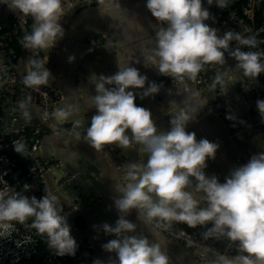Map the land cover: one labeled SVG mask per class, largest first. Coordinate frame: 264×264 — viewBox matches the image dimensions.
Returning <instances> with one entry per match:
<instances>
[{
  "label": "clouds",
  "instance_id": "clouds-1",
  "mask_svg": "<svg viewBox=\"0 0 264 264\" xmlns=\"http://www.w3.org/2000/svg\"><path fill=\"white\" fill-rule=\"evenodd\" d=\"M214 2L221 9L229 6V0H207L208 5ZM0 3L33 19L31 31H26L20 40L30 52L53 48L63 38L62 0ZM146 8L161 26L154 34L155 47L145 60L160 74L180 81L194 80L205 65L224 64L226 52L235 59V67L243 76L256 79L264 73V54L230 49L233 40L255 48V37H243L231 30L218 35L217 28L206 23L211 17L202 0H147ZM74 59L68 57L69 62ZM47 62V57L28 59L22 77L26 87L38 89L49 83L52 74L45 67ZM223 75L226 74H218L216 80L222 81ZM90 77L95 88L91 106L96 113L86 128L85 142L97 151L107 144L121 149L137 148L147 157L146 162L129 163L123 177L125 183L114 186L120 193L112 198L119 215L114 225L105 222L101 226L106 235L115 237L102 245L106 252L115 254L107 264H170L161 244L138 233L137 225L127 219L133 209L143 212L145 222L156 221L165 228L173 221L190 228L204 226V239H227L236 244V255L215 253L207 264H264V152L253 155L220 182L216 175L205 172L207 160L215 159L219 144L206 138L197 140L195 132L186 130L195 117L182 109L171 117L169 129L158 131L152 112L135 103L133 89H142L140 95L144 98L159 93L160 85L152 81L145 87L147 76L130 64H118V71L112 75ZM18 107L25 119H31L24 100L18 102ZM256 107L264 118V99H258ZM78 113L77 105L67 104L55 109L51 116L64 123ZM226 118L235 119L231 114ZM73 124L79 127L82 121L76 119ZM76 138H80L79 133ZM13 145L17 153L24 155L22 142L13 141ZM30 188L25 183L23 192L0 193V226L6 232L11 222L24 224L31 218L30 227L46 237L54 254L74 256L77 241L57 198L48 194L29 197L24 193ZM209 224L211 227H207ZM93 264L105 262L96 259Z\"/></svg>",
  "mask_w": 264,
  "mask_h": 264
},
{
  "label": "crops",
  "instance_id": "crops-1",
  "mask_svg": "<svg viewBox=\"0 0 264 264\" xmlns=\"http://www.w3.org/2000/svg\"><path fill=\"white\" fill-rule=\"evenodd\" d=\"M83 1L88 3L74 12V23L64 42L61 58L49 69L52 77L47 84L65 96L58 108L74 104L79 107V113L64 123H58L52 117L45 124L52 132L43 133L38 153L47 160H63L62 166L47 174L49 188L57 192L54 195L58 207L77 205L78 210L67 222L71 226V235L83 245L86 260L93 264L94 260L100 259L107 264L109 257L114 258L115 254L106 252L102 245L115 237L106 235L101 226L105 222L114 225L119 215L112 199L118 195L114 187L119 183L115 166L118 164L126 169L129 163L146 162L147 157L141 155L137 148H120L108 159L107 176L104 168L94 164L89 152L74 148L73 144L64 140V137L68 136L55 130L60 125L74 126V120L80 119L82 124L77 128L86 132L91 116L96 113L90 99L95 95L94 85L89 81L91 75H112L118 71V64H130L137 67L142 75L147 76L145 87L148 82H157L164 78V75L145 60V56L150 54V49L155 47L154 34L161 25L146 8L147 0H62L63 13ZM202 3L210 12L211 18L206 21L210 24L218 15L216 4L214 2L208 5L207 0H202ZM32 24L33 19L30 16L23 17L19 11L14 12L5 4L0 8V26L7 32L9 45L19 54L18 69L22 75L26 73L30 57L39 55L41 59L48 58L51 50L49 48L33 53L21 46L20 40L26 31H31ZM69 56H74V61L69 62ZM137 60L140 62L136 63ZM235 65L236 63L228 65L225 69L226 88L232 97V115L235 117L228 129L208 112L212 96L197 95L189 82L169 89L160 88L159 93L144 98L140 95L142 89H133L136 93L135 103L152 112L158 131L169 129L171 117L182 109L195 117L188 123L186 130L195 132L197 140L206 138L219 144L215 159L207 160L205 172L209 176L216 175L220 182H224L231 170L247 163L253 155L264 152V118H261L256 107L258 99L234 98L238 79L242 75V71ZM34 116L37 118L36 113ZM70 173L75 174L74 179L58 186ZM196 195L199 197L201 194ZM127 219L137 226L143 224L149 233L156 236L163 250L174 259L173 261L169 257L170 264L195 263L196 251L151 231L133 210ZM173 222L187 227L185 223ZM207 227H211V224ZM213 258L214 256H210L205 264Z\"/></svg>",
  "mask_w": 264,
  "mask_h": 264
},
{
  "label": "built area",
  "instance_id": "built-area-1",
  "mask_svg": "<svg viewBox=\"0 0 264 264\" xmlns=\"http://www.w3.org/2000/svg\"><path fill=\"white\" fill-rule=\"evenodd\" d=\"M2 5L0 3V8ZM217 13L218 15L212 19L209 25L217 28L218 35H223L225 31L231 30L243 37L254 36L257 42L255 48H249L233 40L230 43V49L240 48L242 51H254L264 54V0H229V6L223 9L217 7ZM32 58L41 59L39 55H33ZM18 61L19 54L6 43V32L0 26V193H9L13 190L23 192V185L27 183L31 188L24 194L29 197L34 195L41 198L45 194L54 195L53 190L49 188L46 176L53 173L55 168L63 165L61 159L47 160L39 155L38 151L42 143L41 133L43 126L52 118L51 113L61 105L65 96L62 92L48 85L40 86L38 89L26 87L23 84V75L18 69ZM262 62H264V59H262ZM234 63L237 62L226 52L224 64L205 65L194 80L185 78L180 81L164 76L156 83L162 89H169L184 82H189L193 85L197 95H212L213 101L208 107V112L217 117L223 127L228 129L231 120L227 119L226 116L233 113L232 97L227 92L226 75H223L222 81H217L216 77L218 74H226V67ZM234 98L239 100L264 98V73H261L256 79L245 77L242 73L237 82V91ZM21 100L27 103V110L31 114V119H25L21 115L18 107V102ZM36 112L37 118L34 120ZM56 128L55 131L68 137L76 138V134L79 133V139L85 142V131L82 128L72 125H60ZM13 141H19L25 145L24 155L14 150ZM118 149L120 148L113 144H107L102 146L99 152L102 156L110 159L109 157ZM115 168L118 173V182L123 185L126 169L121 168L118 164ZM74 177L75 174H68L59 182L58 186L69 183ZM60 208L62 214L66 215L67 218L77 210L75 204ZM136 215L151 231L162 234L173 243L196 251L197 258L195 262L198 264L206 262L215 253L227 256L237 254L236 244L229 242L227 239H204L202 232L206 228H190L174 222L165 228L158 225L156 221L145 222L142 211L138 212L136 210ZM30 224L31 218L24 224L15 223L8 228L6 233L3 231L4 235L10 233V237L19 236L23 233L24 236L22 235L21 242L27 244V251L15 258L6 259L1 264H16L22 258H25L22 263L33 264L32 260H35L40 254L37 244L41 235L31 228ZM17 232L20 233L17 234ZM0 238L2 240V234H0ZM77 245L78 248L74 256L64 255L62 257L54 254L53 250L47 246L48 253L43 255L40 264H66L69 256L71 257V264H90L86 260L83 245L78 241Z\"/></svg>",
  "mask_w": 264,
  "mask_h": 264
},
{
  "label": "water",
  "instance_id": "water-1",
  "mask_svg": "<svg viewBox=\"0 0 264 264\" xmlns=\"http://www.w3.org/2000/svg\"><path fill=\"white\" fill-rule=\"evenodd\" d=\"M87 3H88V1H83L80 4H77L72 9H70L67 12H64L62 14V16L60 18V24L62 25V27L64 29V36H63V38L61 40H59L54 45L53 48H51V50L49 52L48 62L46 64V67L48 69H50L53 65H56L59 62L60 58H61L62 49H63V46H64V42L67 39V35H68V32H69L72 24L74 23V18H73L74 12L77 9L84 7ZM34 107L36 108V103L35 102H34ZM36 114H37V112H36ZM64 140L67 143H69V144H73V147L74 148H82L86 152H89L91 154V159L94 162V164L97 165L100 168L101 167L104 168L103 170L106 171L107 176H109L108 175V173H109V163H108V159L106 157L102 156L99 151L95 150L91 145H89V144H87V143H85V142H83V141H81V140H79V139H77L75 137H64ZM53 193L55 195L57 194V192L55 190H53ZM116 193L118 195H120V193H118V192H116ZM133 211H134V214H136V209H133ZM136 230H138V232L142 233L143 235L147 236L151 241L159 242V240L156 238V236L154 234L149 233L144 228V225L143 224L140 225V226H137V229ZM170 258L174 261V259L172 257H170ZM205 263L206 262H203V263H200V264H205ZM193 264H198V263L195 262Z\"/></svg>",
  "mask_w": 264,
  "mask_h": 264
},
{
  "label": "rangeland",
  "instance_id": "rangeland-1",
  "mask_svg": "<svg viewBox=\"0 0 264 264\" xmlns=\"http://www.w3.org/2000/svg\"><path fill=\"white\" fill-rule=\"evenodd\" d=\"M15 221L11 222L10 227L13 226ZM4 228L0 226V234L3 235V238L0 242V264L4 260H8L11 258H15L16 256L20 254H25L27 251V244L21 242V239L23 238V233L18 235H14L15 237H10V233L3 234ZM16 232V231H15ZM6 233V232H5ZM20 232H17L19 234ZM16 234V233H15ZM23 235V236H22Z\"/></svg>",
  "mask_w": 264,
  "mask_h": 264
},
{
  "label": "trees",
  "instance_id": "trees-1",
  "mask_svg": "<svg viewBox=\"0 0 264 264\" xmlns=\"http://www.w3.org/2000/svg\"><path fill=\"white\" fill-rule=\"evenodd\" d=\"M5 31V30H4ZM6 32V31H5ZM6 43L7 44H9V42H8V37H7V32H6ZM183 84V83H182ZM209 96H212V95H209ZM212 101H213V96H212ZM212 101H211V103H212ZM34 120H36V117L34 116ZM45 132H52V130L51 129H49V128H47V127H45V125L43 126V129H42V133H41V139H43V133H45ZM77 206V205H76ZM77 210H78V207H77ZM76 210V211H77ZM76 211H74V212H76ZM73 212V213H74ZM72 213V214H73ZM71 214V215H72ZM71 215L67 218V220H69L70 219V217H71ZM20 227V226H19ZM37 249H38V251H39V255H38V257H36V259L35 260H32V263L33 264H40V262L42 261V257H43V255L45 254V253H48V250H47V242H46V239L43 237V236H40L39 238H38V244H37ZM25 258H22L21 260H19L16 264H28V263H22V261L24 260ZM70 259H71V257L69 256L68 258H67V260H66V264H71V262H70Z\"/></svg>",
  "mask_w": 264,
  "mask_h": 264
}]
</instances>
